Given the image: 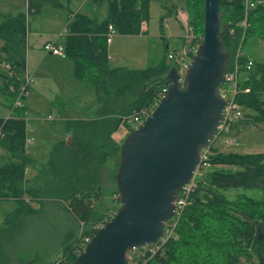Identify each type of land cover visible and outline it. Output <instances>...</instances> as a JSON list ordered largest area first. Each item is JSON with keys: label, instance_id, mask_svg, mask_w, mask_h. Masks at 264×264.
Returning <instances> with one entry per match:
<instances>
[{"label": "trees", "instance_id": "trees-1", "mask_svg": "<svg viewBox=\"0 0 264 264\" xmlns=\"http://www.w3.org/2000/svg\"><path fill=\"white\" fill-rule=\"evenodd\" d=\"M151 1L162 0H106L104 20L82 14L69 20L63 56L73 65V78L93 90L97 109L94 118L64 122L69 142L58 141L51 148L45 166L30 184L25 171L33 162L25 151L23 107L12 109H22L15 117L0 118V150L7 156L0 165V201L11 200L15 206L2 220L5 227L0 229V264H12L10 254L15 255L27 245L30 236L54 234V228H62L63 224L68 229L56 240L60 248L56 262L71 264L82 238L108 215L110 209L104 207V171L120 150L112 136L123 117L148 106L154 94L169 84L167 76L174 65L166 64L165 50L164 58L153 67L110 68L106 33L111 25L119 35L142 34L140 24L148 21ZM181 1L188 13V25L194 34L202 35L203 0ZM252 1L253 8L244 15V0H219L221 42L229 54L227 68L237 49L249 39L264 42V0ZM44 6L63 8L59 0H26L25 14L7 17L0 23L2 51L12 54L6 59L16 72L10 79L1 75L9 100H15L21 81L17 75L24 71L23 57L12 50L23 46L27 17L38 15ZM246 62L242 55L240 65ZM240 88L249 90L235 97L243 116L252 123H264V64L253 62ZM211 151L207 161L212 169L196 178L168 241L152 258L130 252L129 264H264V153ZM231 191L237 193L230 198ZM112 194L117 195L116 188ZM30 202L38 209L31 208ZM44 210L50 213L47 229L42 228L43 220L36 219Z\"/></svg>", "mask_w": 264, "mask_h": 264}, {"label": "water", "instance_id": "water-1", "mask_svg": "<svg viewBox=\"0 0 264 264\" xmlns=\"http://www.w3.org/2000/svg\"><path fill=\"white\" fill-rule=\"evenodd\" d=\"M222 35L219 0H203L202 40L184 79L179 83L171 70L158 106L125 137L115 176L118 209L71 264H128L132 250L162 238L178 193L193 179L221 119L229 62Z\"/></svg>", "mask_w": 264, "mask_h": 264}, {"label": "rangeland", "instance_id": "rangeland-1", "mask_svg": "<svg viewBox=\"0 0 264 264\" xmlns=\"http://www.w3.org/2000/svg\"><path fill=\"white\" fill-rule=\"evenodd\" d=\"M2 1H8V3L10 4L13 3L16 8L12 7L9 4H2ZM60 1L63 4H65L63 0ZM163 1H165L166 5L169 7L174 6V11L172 10L170 14H164L162 9L159 7L158 3H154V1H151L149 4V18L147 21L149 25L148 34L145 35L143 38L137 36H124V35H119L117 33L113 36L112 38V40H114L113 46L112 48L107 49L108 61H109L108 66L110 68L123 67L126 69L139 70V69H146L148 67L156 66L165 56V49L163 45L164 42L163 39L161 38V35L167 36L168 32L180 36L181 44L177 43L176 48L182 45L183 31L181 28V24L178 21L176 15L185 14L188 16L187 10L185 8V4L181 0H163ZM49 7L50 6H47V8ZM99 7L100 8L94 14H90V15L91 17L100 21L102 19L104 20L107 16V5L104 2H102ZM62 10L66 11L68 9L63 8ZM55 11L61 12L60 9H55ZM17 12L25 14L24 0H0V23L3 22V20L7 17L16 16L18 14ZM45 12L46 11H44L43 9L41 12L42 14L39 17L41 18L42 21H44L43 19H45L46 17ZM64 14L66 15L67 11L64 12ZM34 17H35L34 15H29V17H27V22L25 25L26 35H25V40L23 42V46L18 49L12 50V53H16L18 50L20 56L24 57L25 52L29 47L33 49L38 48L37 42L33 41L32 38H35L36 36L39 35V33H36V31H34V28L39 26L40 24L39 22L41 20L40 19L34 20L35 19ZM162 17L165 18L164 19L165 22L161 19ZM28 33L31 34V37L29 36V43L28 40L26 39ZM157 35L159 36V38L156 37ZM61 36L62 35H59L58 37ZM37 39L40 41V37H37ZM3 45L4 43L0 39V63L5 61L10 62L4 56L8 57L9 55L10 57L12 54L10 53L8 55L7 54L5 55L4 52L2 51ZM173 47L174 46L170 44V49H176ZM241 50H242V54L244 56L251 58L253 62L257 64L259 63L264 64V42H262L261 40H258L257 38L249 39L242 46ZM2 54L4 55L3 57ZM166 64L174 65V63L169 62L167 60H166ZM28 73H31L30 76ZM2 74L3 73L0 70V98L4 102L3 103L2 101H0V118L3 117L5 119L9 114L11 115L10 117H15L18 113H20V111H22V109L15 111L11 110L12 109L11 106L14 105L15 100L14 99L9 100L8 93H6L4 89V81L3 78L1 77ZM32 74L33 73L31 69L27 73L25 71L24 76L28 77L30 82L28 85V93L21 100L23 106H24V102H26V105L28 107L25 113L24 111H22L23 117L26 119L25 123L28 124L30 127L29 129V127L26 126V134H28L29 131V136H28L29 138H33L38 135L41 136L44 135L45 137L47 136L46 138L47 142L56 140L57 137L64 139V135H67L69 138L66 140V142L69 141L70 136L64 131L63 129L64 123H62L60 119L64 117V115H69V116L76 115V111L80 114L81 117L84 118L95 117V111L97 109L95 107H97V105L94 101L93 91L83 83L78 82L77 80L72 81L71 84L68 85L67 82H65L67 80V78L65 77L64 79H61L64 80V82L57 81L55 83H51L50 80L40 79V75H36L33 78ZM244 80L246 79H243L242 81ZM69 81L70 80H68V82ZM80 84L84 86L81 87V91L83 92L84 96H81L76 100L74 90L75 88L80 89L79 87ZM4 93L6 95H4ZM79 94L80 91L78 92V95ZM3 96L7 97V102L4 101ZM82 99H85L83 108L80 110L73 109V107L76 104V101ZM30 104H32V106L36 109L31 108L32 109L31 110L29 107ZM246 114H252V113L250 111H246ZM49 115L53 118V120L47 119ZM37 117L42 119L43 123L37 121ZM116 133H115L116 136H114L113 138L117 146L120 148L127 134L125 133L124 127H119ZM230 135L233 136V138H235L237 145L229 146L227 148L224 147L222 144L223 136H221L213 144V148L216 152L222 154L264 153V123H252L248 120L246 116H243L241 120L233 124L230 131ZM55 144H53L52 147ZM41 148H44V146H42ZM40 151L42 152V150L39 149L38 153H40ZM6 157H7L6 154L0 150V165L5 163ZM37 159H38V163L42 165V167H44L47 158L45 156L39 155ZM118 166H119V152L116 153L114 157L109 160L104 171V175L106 174L104 178L105 181L104 197L107 198L106 202L104 203V207L110 209L108 214H110V212H116V210L118 209V204L116 205V203L114 202L115 201L114 197L116 195L113 194L111 195V192L116 188L114 177L117 174ZM219 168L221 167H218L217 169ZM210 169L212 168L210 167L208 170ZM222 169L226 171L234 170L233 167H223ZM236 193L231 191L228 193V195L231 198ZM111 200L114 201L111 203ZM30 206L34 210L38 209V205L34 203L30 202ZM12 207L14 208V203L3 202V201L0 202V229L2 227L3 228L5 227V225L2 226V220L4 219L5 214ZM31 218L33 219V217ZM36 219L43 220L44 226H42V228L44 229L46 228L47 223L50 221V213L47 210L41 211V213H39ZM67 229L68 228L66 224H63L62 228L61 226L55 227L54 228L55 233L54 234L52 232L51 233L55 236L57 235L56 237H53V235L51 236L50 232H48L45 236H41V237L33 238V236H30L27 240V245H25L24 247L21 246L20 247L21 250H19V252L16 253L15 255L10 254V259L12 264L14 263L28 264L31 261H34V264H53L54 262H56L59 256L58 254L60 253V248H58L56 245L58 241L56 240H59L60 235L62 233H65ZM53 240L56 242H52Z\"/></svg>", "mask_w": 264, "mask_h": 264}, {"label": "built area", "instance_id": "built-area-1", "mask_svg": "<svg viewBox=\"0 0 264 264\" xmlns=\"http://www.w3.org/2000/svg\"><path fill=\"white\" fill-rule=\"evenodd\" d=\"M254 4L255 3L252 0H244V15H246V12L249 9L253 8ZM177 19L180 22L183 31L182 45L177 49L174 50L172 49L169 52H167L166 60L174 63V70L179 78L178 81L179 83H182L186 70L188 69L192 57L195 53V50L202 40V35L198 36L194 34L192 28L188 25L187 15L178 14ZM145 31H146V22H141L140 32L143 33ZM115 34L116 31L111 25H109L108 31L106 33L107 45L111 43L112 38ZM42 49L45 54H49L52 56H63L64 47L62 45L56 44V42L54 41L46 42L45 44H43ZM242 55H243L242 50L239 47L231 62L230 67L227 68L224 77V82L220 87V95L224 100L221 119L218 123L214 135L211 137V140L209 141V144L201 152L200 162L194 171L193 179L186 187H184V189L180 193H178L177 199L175 201L176 210L174 216L165 222L164 234L156 244L145 246L131 251L136 253L138 257L152 258L155 255V253L160 250L162 245L168 241L171 231L175 226L176 220L179 218L181 211L186 205L187 197L194 187L196 178L203 176L204 172L210 168L207 158L212 154L211 149H214L213 148L214 142L219 137L223 136L222 144L224 147L227 148L229 146L237 145L235 138H233V136L230 135V131L233 124L243 118V111H242V107L236 102L235 97L240 92L248 93L249 91L248 89L241 90L240 83L242 82L243 79H246V76L253 65L252 60L248 58L246 63L240 65L239 58ZM0 70L7 77V79L12 78L16 74L14 73V68L11 66V64L6 61L0 63ZM29 82L30 80L26 76H24L21 79L20 86L18 88V92L16 94L12 109L15 108L20 109L23 107L21 100L28 93ZM169 84H167L166 86H162L154 94V97L148 106L141 108L140 110L133 112L131 115L125 116L121 119L120 127H124L126 134H128L129 131L131 132L137 129L143 123L144 119L150 116L153 110L158 106L160 100L166 94ZM47 119L49 120L50 117H48ZM29 143H30L29 141L26 142V144ZM114 199L118 201L117 195L114 197ZM114 213L115 212H110V214L104 217V219L101 222L92 226L90 234L83 237L80 243L78 244L77 248L75 249L74 252L76 254V257L82 252L86 244L90 242L93 234L97 232L114 215ZM129 263H130V257L128 264ZM53 264H60V263L55 262ZM131 264H136V263H131Z\"/></svg>", "mask_w": 264, "mask_h": 264}, {"label": "crops", "instance_id": "crops-1", "mask_svg": "<svg viewBox=\"0 0 264 264\" xmlns=\"http://www.w3.org/2000/svg\"><path fill=\"white\" fill-rule=\"evenodd\" d=\"M63 2H65V4H63L60 1L63 8L68 9V10H66L67 11L66 15L64 14V12H66V11L62 10L63 8L62 9L61 8H53V7L47 8V6H44L41 9L40 13L34 17L35 18L34 20H36V19L41 20V18H39V17L42 14L41 13L42 10L44 9V11H46L45 12L46 13L45 14L46 20L45 19H43L44 21L39 20L40 21L39 26L34 28V31H36V33H39V35L36 36L35 38H32V40L37 42L38 48L33 49V48L29 47L26 50L24 57L21 56L24 59V71H21L17 75L20 80L24 77L25 71L27 73L31 69V71L33 73L32 74L33 78L36 75H40V79L50 80L51 83H55L57 81L64 82V80H61V79H64L65 77L67 78V80L65 82H67L68 85H70L72 81H76L73 78V65H72V63L63 56L58 57V56H52L49 54L45 55L42 51V46L46 42L56 41L57 44L62 45L64 47L65 37L67 36L66 27H67V24H68L69 20L71 19V17L76 15V14H82V15L89 17L90 19L99 21V20L91 17L90 14H94L100 8L99 6L101 5L102 2H104L106 5H107V3H106V0H63ZM154 3H158L159 7L162 9L164 14H170L172 10L174 11V6H170V7L167 6L165 1H163V0L162 1H154ZM2 4H9L12 7L16 8L13 3L10 4V3H8V1H2ZM49 9H52V10H49ZM55 9H60L61 12H57V11H55ZM25 11H26V0H24V13H25ZM17 13L19 14L20 12H17ZM175 15H176V13H175ZM161 19L165 22V20H164L165 18L162 17ZM102 20H100V21H102ZM148 28H149V25H148V22H146V31L143 32L142 34L137 35V37L143 38L145 35H147L148 34ZM59 35H62V36L58 37ZM29 36L31 37V34L28 33L26 36L28 43H29ZM37 37H40V41L37 39ZM156 37L159 38L158 35ZM161 38L163 39V42H164L163 43L164 49L167 50V52L172 50V49H170V44L174 46L173 48H176L177 43L181 44L180 36L177 34H174V33L168 32L167 36L161 35ZM113 41L114 40H112L111 43L107 45L108 48H112ZM15 54H16V56H20L19 52L18 53L16 52ZM3 56L4 55L2 54V57ZM4 57H6V56H4ZM246 58L251 60V58H249L247 56H246ZM108 63H109V61H108ZM29 67H30V69H29ZM28 74L30 76L31 73H28ZM68 80H70V81L68 82ZM79 87H80V89L75 88V90H74L76 100L79 97L84 96L83 92L81 91V87H84V86L82 84H80ZM89 89H91V88H89ZM79 91H80V94L78 95ZM4 95H6V94L4 93ZM3 99L5 102H7V97L3 96ZM85 99L76 101V104L73 107V109H75V110L82 109L83 105L85 103ZM0 101H2L1 98H0ZM94 101H95V99H94ZM3 106H5V105H3ZM29 107H30V109L31 108L36 109L32 106V104H30ZM27 108L28 107L26 105V102H24V106H23L24 113L27 110ZM95 108H97V107H95ZM10 116L11 115L9 114L5 119L9 118ZM49 117H50V120H53V118L50 115H49ZM84 119H89V118L81 117L80 114L76 111V115H72V116L64 115V117H62L60 120L62 123H64L65 121H68V120H84ZM24 121H26L25 118H24ZM37 121H39L41 123L43 120L37 117ZM26 126L29 127L28 124H26ZM29 129H30V127H29ZM116 134H118V133H116ZM116 134L114 133L112 138L114 136H116ZM26 135H27L26 141H25L26 155L33 162L32 165H30L25 171L26 172L25 173V179L27 180V183L30 184L32 182L33 178L37 176L38 171H40L42 168L41 167L42 165H40L38 163V159H37L39 157V155L45 156L46 158H48V155H49V152H50L52 145L58 141L64 140L66 142V140L69 137L67 135H64V139L57 137L56 140H52V141L47 142L46 141L47 136L45 137L44 135H42V136L38 135V136H35L33 138H29L28 137L29 131H28V134H26ZM27 141H29L30 143L26 144ZM68 142L69 141H67L66 143H68ZM47 145H48V147H47ZM42 146H44V148H41ZM39 149H41L42 152L40 151V153H38ZM0 202H2V201H0ZM3 202L13 203L11 200H5ZM1 207H3V206H1ZM12 208L8 212H11L14 209V208L13 209Z\"/></svg>", "mask_w": 264, "mask_h": 264}]
</instances>
